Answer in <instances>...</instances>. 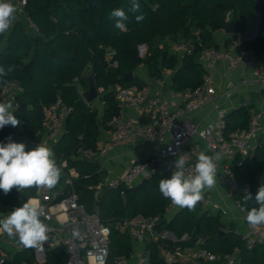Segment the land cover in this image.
Returning <instances> with one entry per match:
<instances>
[{"label":"trees","instance_id":"trees-1","mask_svg":"<svg viewBox=\"0 0 264 264\" xmlns=\"http://www.w3.org/2000/svg\"><path fill=\"white\" fill-rule=\"evenodd\" d=\"M139 13L127 12L130 0H29L27 7L29 18L35 22L40 33H34L29 21L16 23L8 36L0 37V66L13 71L0 81L1 85L17 80L23 91L15 96L17 108L14 116L20 121L13 127L7 125L0 129V142L7 143L8 138L26 145L39 139V133L46 128L45 107L62 99L73 106L68 117L66 131L54 145L56 158L64 157L70 167L79 172L76 179V191L80 202L89 211L97 208L103 223L112 228L110 236L111 255L106 264H115L119 256H130L132 242L130 235L121 233L116 224L137 215L145 217L163 216L171 201L159 192V181L170 177L171 169L156 172L142 182L127 187L106 188L99 198L95 197L98 184L104 171L95 161L76 158L83 148L97 147L100 133L99 111L88 105L80 93L75 78L80 79L83 88L88 87L85 73L92 71L98 88L104 89L107 103L103 115V125L110 129V121L119 107L115 99V86L137 85L143 87L147 81L136 75L128 82L121 76L129 71H137L146 63L149 74L160 77L163 67L174 70L173 89L183 91L202 85L206 70L199 61L201 51L206 47L220 48L215 33L225 30L229 24L239 31H247L249 15L262 14L259 32L254 38L242 41L245 49L264 52V0H138ZM123 8L128 14L126 28L119 30L109 19L113 9ZM143 14L141 22L135 15ZM236 32V33H237ZM192 39L196 42L193 53L180 59L167 49H160L161 41ZM227 39L226 45H230ZM147 44L149 53L145 57L139 54V45ZM113 49V58L107 59V48ZM116 62V65H115ZM114 65V66H113ZM113 86V87H111ZM92 104V102H91ZM252 105H242L229 111L225 116L223 132L231 133L246 128L254 109ZM109 123V125H108ZM32 148H27L31 150ZM241 186L250 184L253 197L258 188L264 185L260 175L264 169V143L257 147L254 156L241 164L231 166ZM37 188L24 190L23 193L12 189L8 194L0 190V206L13 202L28 201L38 194ZM247 193L241 189L235 197L243 198ZM244 206V201H243ZM255 205L254 200L246 205L248 209ZM162 227H167L178 236L188 232L193 235V244L201 235H207V247L217 253H233L239 250L240 264H264V242L248 249L240 239L235 228L218 238L219 229L224 227L221 213L203 209L198 203L194 211L183 208L171 220L164 219ZM161 241H152L151 264H188L182 262L167 263L163 257L165 248L172 249ZM6 253V252H5ZM3 252L0 248V258ZM36 257L32 248L16 251L5 264H35ZM47 264H67V250L61 246L46 253Z\"/></svg>","mask_w":264,"mask_h":264},{"label":"built area","instance_id":"built-area-1","mask_svg":"<svg viewBox=\"0 0 264 264\" xmlns=\"http://www.w3.org/2000/svg\"><path fill=\"white\" fill-rule=\"evenodd\" d=\"M11 2L18 9L17 21L14 26L19 21L27 20L31 30L34 33H40L39 26L28 16L29 0H11ZM257 17L258 15L247 17L249 22L252 21L253 26L249 36H247L249 32L239 31L237 32L239 38L227 47L211 46L201 51L199 61L206 73L204 82L198 87L183 91L171 88L165 92L162 88H156L154 82H147L141 88L137 85L117 84L115 86L114 94L119 109L110 121L111 128L108 130L110 139L103 140L96 148H83L80 159H97L107 155L116 144L132 143L138 139L152 142L153 149L145 157L130 161L125 170L120 173H117L113 167L102 164L101 169L104 171V175L96 188V198H99L106 188H117L123 185L131 187L165 168H170L173 171V162L176 155L179 154L187 158L186 172L192 171V165L201 152L207 154L219 152L223 158L240 155L241 160L254 156L257 147L264 143L262 112L253 111L248 127L227 136L223 132L227 110L222 103L227 101L240 86L256 82L264 89V52L257 54L242 46L244 38L252 39L256 36ZM10 33L11 31L6 36ZM146 47L147 44H140L138 48ZM196 47L194 40H182L174 45L173 53L183 59L185 55L193 53ZM107 51V59L111 61L113 49L108 47ZM222 65L225 66L226 74L241 68L246 69L249 75H244L238 83L231 80L228 86L222 89L216 84L213 77V71ZM75 82L82 95L83 87L80 85V79L76 77ZM23 90V86L17 80L3 83L0 90V102L13 101L16 94ZM84 100L88 105H92L85 98ZM209 104H214L216 107L215 118L204 124L195 121L191 116L192 113ZM72 111L73 106L66 103L60 95L54 103L46 106V128L39 133V139L30 142V148L36 147L38 143L46 142L54 152V145L62 136L65 123ZM195 137L203 143L194 142ZM169 149L172 151L170 152ZM241 160L237 164H241L243 162ZM57 164L63 172L62 186L57 184L51 189L38 190L36 205L43 206L45 209L48 217L45 223L49 226V238L44 243L42 250L34 249V252L39 261H44L46 248L60 243L67 248V264H106L111 255L112 228L102 222L97 208L89 211L86 205L80 202L75 187L76 179L79 177L77 169L70 167L64 157L57 159ZM231 166L230 163L223 165L219 182L233 197L234 205L245 224V229L236 228L235 230L246 247L252 249L257 244L264 242V226L252 229L247 225L244 219L246 213L240 211L243 206V198L235 197V193L240 189L246 193L250 191L251 187L249 183L241 186ZM28 201L32 202V199L30 198ZM199 203L203 209L214 205L209 194H204V199ZM171 207L176 206L170 203L167 210ZM224 212L226 213V211ZM164 219L161 215L150 217L137 215L119 221L116 228L121 233H128L145 245L142 249L132 251L130 256L116 257L115 264H151L150 245L152 241H161L167 247L171 244L174 245L172 249L165 248L163 250V257L167 263H241L238 249L233 253L224 254L217 253L207 247L205 245L208 239L207 235L199 236L193 244L182 245V241H192L193 235L186 232L182 236H178L167 227L161 228L160 224ZM223 229L227 232L231 230L230 227H223ZM73 230H78V233L74 234ZM8 260L9 257L2 254L0 264H5Z\"/></svg>","mask_w":264,"mask_h":264},{"label":"clouds","instance_id":"clouds-1","mask_svg":"<svg viewBox=\"0 0 264 264\" xmlns=\"http://www.w3.org/2000/svg\"><path fill=\"white\" fill-rule=\"evenodd\" d=\"M140 9L138 0H130L127 12L135 14L139 13ZM17 13L18 9L11 0H0V36H6L11 31L17 21ZM128 18L123 8L113 9L109 15V19L114 21V27L119 30L126 28L125 22ZM143 19L142 13L135 15L138 23ZM12 71L11 66H0V79ZM12 109L11 101L0 102V129L7 125H19L20 121L14 116ZM26 147L25 143L14 142L11 137L7 143L0 142V190L4 194L14 188L21 193L30 188L51 189L60 180L61 167L46 142L38 143L31 150H26ZM222 159L219 152H201L192 165V171L186 172L187 158L184 155H176L170 177L159 181V192L177 208L194 211L196 205L204 199L205 192L216 186ZM253 200L257 206L248 209L247 203ZM243 201L244 206L240 211L246 213L244 219L247 225L252 229L264 226V185L258 188L254 197L247 193ZM47 219L43 206L26 201L0 219V234L16 241L18 246L42 250L49 238V226L45 223ZM73 231L74 234L78 233V230Z\"/></svg>","mask_w":264,"mask_h":264},{"label":"crops","instance_id":"crops-1","mask_svg":"<svg viewBox=\"0 0 264 264\" xmlns=\"http://www.w3.org/2000/svg\"><path fill=\"white\" fill-rule=\"evenodd\" d=\"M248 25L249 26H248L247 32H249V33L247 34V36L250 35V32L253 29L252 21L249 22ZM215 36H216L215 38H216L217 42L220 43V46H221L220 48L227 47V45L225 44L227 39H231V43H232L239 38L238 33L230 34V33H227L225 30L217 31L215 33ZM244 39H246V38H244ZM224 68H225V66L222 65L213 71L214 80H215L216 84L222 89L226 88L231 80L235 81V83H238V81L244 75H249V73L246 69H241V68L237 69L236 71L231 72L230 74H226ZM167 73L168 74L165 75V77L163 79L159 78V77H155V82H154L156 88H158V87L162 88L165 92L168 91L169 89L173 88L172 78H173L174 70H172V69L168 70ZM136 75H139L141 77L144 76V74H139L138 72L135 73V76ZM144 77L143 78L146 80L147 79L146 76H144ZM80 85H81V83H80ZM104 93H105L104 89H102V87L99 88V96L97 99L92 101V105H91L93 109H97L99 111L98 118H99L101 128H100V133H99L98 139H97V146L100 145L103 140H109L110 139V134L108 132L109 129L103 125V115L105 112V108L107 107V103H106V100L104 98ZM11 102L13 104L12 110L14 112L15 109L17 108L16 99H14ZM222 105H223V107L226 108L227 113L231 110H234L236 108L241 107L242 105H252V107H253L252 109H254L253 111L259 110L262 112V125L264 128V89L261 88L258 83L252 82L248 85L240 86V88L237 91H235L234 94L227 101L226 100L223 101ZM215 109H216V107L214 104H209V105L203 107L202 109H200L196 112H193L191 116L195 121H198V122L204 124V123L208 122L210 119L215 118V116H216V110ZM108 125H109V123H108ZM65 126L63 129V134L66 131ZM63 134H62V136H63ZM61 137H60V139H61ZM194 142H199L201 144L203 143L197 137L194 138ZM26 146H27L26 150H27V148H30V142ZM152 149H153V143L152 142L145 140V139H138L132 143L116 144L114 146V148L108 152L107 155L102 156V157H98L97 159L90 160V161L97 162L100 165V167L102 166V164L107 165V166H111L115 169V171L117 173H120V172H123L125 170V168L130 163V161L135 160V159H141V158L145 157L146 155L151 153ZM78 152L79 153L76 156L77 159L81 157L82 149H80ZM55 158H56V155H55ZM57 159H59V158H56V160ZM239 160H241L240 155H235L234 157H229V158H223L221 160V162L219 163L217 184L212 190L206 191L205 194H209L211 196L212 203L214 204L213 206H210L207 209L213 210L214 212H220L221 213V221L224 223V228H229V227L233 228L234 227L235 229L238 228V229L242 230V229H245V224L242 221V219L240 218V213L234 205L233 197L228 194L227 189L224 186H222L219 182V176H220V173L222 171L223 165L226 163H230L231 165H235V164H237V162H239ZM245 160L246 159H243L241 161H245ZM62 177H63V172H61V177H60V180L58 182L59 186H62V181H61ZM261 180L264 181L263 179H261ZM37 198H38V196L31 197L32 201L34 200L33 201L34 204H37V201H36ZM22 205H23V201H19V202H13V203L6 205V206H0V219L4 218V216H6L8 213H10L15 208L20 207ZM224 211H226V213ZM178 212H180V208L171 207L169 210L166 211V213L163 215V217L167 220H171L172 218H174V216H176L178 214ZM126 234H128V233H126ZM3 237H4V235L0 234V248L2 249L3 254L6 252V255L9 257V260L12 258L13 254L16 251L26 249L23 246H18L16 241L11 240V239L9 240V238L2 240L1 238H3ZM130 238H131V242H132V251L139 250V249H142L144 247L145 243L140 242L131 236H130ZM61 246L66 248V246L64 244H60V243L59 244L56 243V245L53 247L46 248L44 261H39L36 254H35V257H36V263L35 264L45 263L46 262V253L48 251H53L54 249L61 247ZM32 250L34 251V249H32ZM66 250H67V248H66ZM67 259H68V251H67Z\"/></svg>","mask_w":264,"mask_h":264},{"label":"water","instance_id":"water-1","mask_svg":"<svg viewBox=\"0 0 264 264\" xmlns=\"http://www.w3.org/2000/svg\"><path fill=\"white\" fill-rule=\"evenodd\" d=\"M258 25L255 29V35L258 34L259 32V26H260V22L262 20V14L261 13H258ZM225 31L227 33H230V34H233V33H236L237 32V28L232 25V24H229ZM85 77L88 79V87L87 88H83V91H82V96L88 101V102H92L94 101L95 99L98 98L99 96V88L97 87V84H96V80H95V75L92 71H88L87 73H85ZM135 77V72L134 71H129L127 73H125L124 75L121 76V81L123 82H128V81H131L133 80ZM261 179L264 180V169L260 175ZM227 235V231L223 228L219 229L218 231V238H223ZM43 264H47V263H43Z\"/></svg>","mask_w":264,"mask_h":264},{"label":"rangeland","instance_id":"rangeland-1","mask_svg":"<svg viewBox=\"0 0 264 264\" xmlns=\"http://www.w3.org/2000/svg\"><path fill=\"white\" fill-rule=\"evenodd\" d=\"M257 15H259V14H257ZM257 20H258V17H257ZM180 41H182V40H180ZM179 40L178 41H173V40H171V39H167V40H164V41H161V43L159 44V47H160V49H167L170 53H173V47H174V45L176 44V43H178V42H180ZM149 47L147 46L146 48H140L139 49V54H140V56L141 57H145L146 55H147V53H149ZM173 54H175V53H173ZM114 66V65H113ZM168 70H171L170 68H168V67H163V69L161 70L162 71V74H161V76L159 77V78H164L165 77V75H167L168 73H167V71ZM139 73V74H144V76H146V80H147V82H155V77H153V76H150V72H149V67H148V65L146 64V63H143V64H141L140 66H139V69L135 72V73ZM143 76V77H144ZM145 78V77H144ZM111 87H113V86H111ZM8 237L7 236H5V237H3V238H1L2 240L4 239H7ZM10 240V239H9ZM206 243H207V241H206ZM4 254H6V253H4Z\"/></svg>","mask_w":264,"mask_h":264},{"label":"bare ground","instance_id":"bare-ground-1","mask_svg":"<svg viewBox=\"0 0 264 264\" xmlns=\"http://www.w3.org/2000/svg\"><path fill=\"white\" fill-rule=\"evenodd\" d=\"M33 201H34V200H33ZM33 201H32V202H33Z\"/></svg>","mask_w":264,"mask_h":264}]
</instances>
